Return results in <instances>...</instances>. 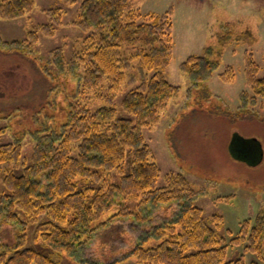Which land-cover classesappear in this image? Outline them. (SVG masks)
I'll list each match as a JSON object with an SVG mask.
<instances>
[{
    "label": "trees",
    "instance_id": "16d2710c",
    "mask_svg": "<svg viewBox=\"0 0 264 264\" xmlns=\"http://www.w3.org/2000/svg\"><path fill=\"white\" fill-rule=\"evenodd\" d=\"M133 2L82 0L75 22L83 34L79 48L71 50L66 59L59 46L46 58L63 73L66 64L75 73L77 65H82L83 74L78 84H73V93H94L106 103L93 112L88 106L68 102L62 115L64 121L58 126L61 132L56 133L49 126L48 132L37 134L30 164L23 166L21 172L15 171L21 155L19 140L0 144V222L11 224L14 233L12 243L0 244V264H59L25 245L27 237L40 240L53 252L76 256L92 241L94 233L102 231L114 218H130L141 224L157 221L152 236L138 233L139 239L128 251L137 264H245L242 258L226 259L227 248L215 231L220 216L212 217L213 225L204 218L202 209L194 203L197 192L182 173H166L165 184L157 187L160 170L151 159L141 129L159 122V112L179 90L161 71L172 56L171 11L142 12L133 7ZM33 5L34 0H0V18L16 19ZM59 11L60 8L47 9L50 22L62 24ZM35 27L28 33L32 42L37 41L39 30L49 34L52 28L41 24ZM223 29H227L226 25ZM230 37L227 31L222 32L216 45H206L203 55H189L184 60L180 69L192 84L211 77ZM12 42L3 41L0 36V47ZM122 44L131 46V53L126 54ZM133 61H137L138 77L128 72ZM259 71V65L246 55L244 74L252 95L243 91L244 103L264 97V73ZM104 76L107 87L99 88ZM220 77L231 81L233 68L226 66ZM123 82L135 85L121 101L122 109L132 115L133 121L115 118L113 97ZM127 153L131 162L125 174ZM114 173L119 176L118 182L112 181ZM127 199L136 202L139 211L146 210V214L133 211ZM114 206L119 209L101 220ZM160 211L164 212L157 216ZM245 224L246 220L240 231L247 237H232L231 244L240 238L248 239L245 248L262 259V263L249 264H264V208L255 215L249 230ZM149 237L158 242L143 246Z\"/></svg>",
    "mask_w": 264,
    "mask_h": 264
},
{
    "label": "rangeland",
    "instance_id": "374dc122",
    "mask_svg": "<svg viewBox=\"0 0 264 264\" xmlns=\"http://www.w3.org/2000/svg\"><path fill=\"white\" fill-rule=\"evenodd\" d=\"M81 2L34 0L33 8L24 15L12 20L0 18L1 39L20 42L0 47V144L19 140L21 155L15 164L16 172L30 164L37 134L48 132L49 126L54 132H61L58 126L64 121L62 115L68 102L88 106L93 112L106 103L94 93H73V84H78L83 74L82 65H77L75 73L66 64L63 73L46 60L56 47L62 48L66 59L71 50L79 48L83 34L75 22ZM133 7L154 14L171 11L172 56L161 71L179 90L159 112V122L141 129L151 159L160 170L157 187L165 184L166 173H182L197 192L194 203L202 209L204 218L213 225L212 217L220 216L214 227L227 248L226 259L262 263L256 252L245 248L248 239L240 238L235 244L230 239L247 237L240 231L242 223L246 220L249 230L255 215L264 208V97L248 99L246 103L241 99L243 91L249 97L252 95L244 74L246 55L259 65L260 74L264 73V0H134ZM50 8H60L62 24L50 22V13L46 12ZM40 24L51 25L50 33L39 30L37 41L32 42L28 33ZM223 25L230 30L223 29ZM226 31L231 37L221 50L218 67L205 82L192 84L180 65L189 55H203L206 45H216L218 35ZM121 49L131 53L129 45L122 44ZM136 62L131 63L133 68L128 71L135 75ZM226 66L233 68L231 81L220 77ZM126 82L115 93L113 107L115 118L133 121L132 115L121 107L124 94L135 86ZM100 83L99 88H106L107 76ZM130 162L127 153L125 174ZM112 181L118 182L119 176L114 173ZM126 203L136 213L146 214L131 199ZM118 209L114 206L101 220ZM156 224L154 220L141 224L130 218H114L102 231L95 232L92 241L76 256L53 252L29 236L25 245L51 256L59 264L111 260H116L115 264H137L128 251L139 239L138 233L152 236ZM13 236L11 224L1 221L0 244L12 243ZM149 242L152 245L158 240L149 237L143 246L150 245ZM262 245L264 255V239Z\"/></svg>",
    "mask_w": 264,
    "mask_h": 264
}]
</instances>
